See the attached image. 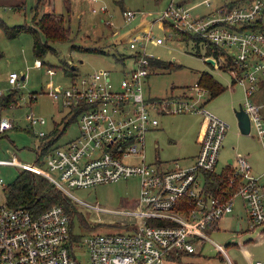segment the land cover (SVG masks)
<instances>
[{
  "label": "built area",
  "instance_id": "1",
  "mask_svg": "<svg viewBox=\"0 0 264 264\" xmlns=\"http://www.w3.org/2000/svg\"><path fill=\"white\" fill-rule=\"evenodd\" d=\"M263 8L262 0H249L232 7L218 5L210 12L194 15L190 8L170 1L152 21H142L124 35L125 49L131 53L114 59L120 64L119 80H113L112 71L100 69L79 77L65 72L69 82L56 86L48 83L47 96L67 108L69 117L76 120L78 135L60 146L57 141L64 129L39 131L35 135L39 143L37 163L6 159L0 160V166L42 176L76 211L83 206L97 219L110 215L124 223L115 225L114 231L81 235L73 231L76 214L62 205L55 204L33 215L24 207L2 204L0 264H81L76 258L81 249L88 254L87 264H168L169 258L199 254V246L202 248L205 242L224 262L234 264L226 252L228 243L216 242L210 232H219L220 222L234 210L246 215V231L257 227L264 232V171L253 175L248 158L237 153L231 158L227 186L216 191L209 189L210 174H219L224 168L217 166L229 126L203 107L208 91L197 82L189 87V92L182 89L181 95L150 97L146 83L159 68L152 66L157 58L148 54L147 49L148 45L163 43L162 38L153 35L157 24L160 29L172 30L180 42L192 45L201 60H212L215 70L228 73L231 86L239 85L244 93L240 105L250 121L248 136L255 137L264 152L261 106L252 100L257 84L264 81V29L256 26L261 23ZM91 12L104 14L107 10L92 6ZM121 16L123 22L130 23L137 15L124 10ZM171 36L172 33L167 37ZM42 64L38 59L33 63L38 69ZM46 74L53 76L56 71L47 67ZM23 79L10 73L6 80L13 91L23 87ZM189 112L205 122L196 155L187 161L176 158L148 162L145 135L158 128L157 117ZM26 121L31 129L46 124L43 118L32 114L26 115ZM12 128L10 120L0 118V134ZM131 177L138 180L139 187L132 208L107 209L81 201L72 193L74 188ZM241 231L237 222L233 235ZM252 264L264 262L256 260Z\"/></svg>",
  "mask_w": 264,
  "mask_h": 264
},
{
  "label": "rangeland",
  "instance_id": "2",
  "mask_svg": "<svg viewBox=\"0 0 264 264\" xmlns=\"http://www.w3.org/2000/svg\"><path fill=\"white\" fill-rule=\"evenodd\" d=\"M170 1L190 8L194 15L210 12L218 5L233 6L245 4L249 0H25L23 7L12 10V7L1 0L0 19L8 26L27 25L32 26L31 12L37 8V13L47 12L49 4L55 13H64V24L69 28L68 41L49 43L53 51L48 50L41 58L33 54L32 36L28 33H20L15 39H8L0 28V93L2 95L11 91L7 76L10 73L24 76L23 87L18 90L16 102L10 104L8 109L1 111V118L10 120L13 128L6 131L0 138V160L14 159L18 162L33 165L37 163L36 133L49 132L56 127L63 129L64 121H68L69 111L62 108L50 96H47V85H61L70 81L65 74V69L74 68V74L81 75L94 73L96 70L112 71L114 81L119 80L117 70L119 62L114 59L119 55H128L126 50V36L142 21L150 22L157 12L164 10ZM209 2V5L206 2ZM264 3V0H262ZM51 2V3H49ZM92 6L106 8L107 13H92ZM131 10L136 17L130 23L123 22L121 12ZM67 11V12H66ZM261 16V24L264 26V8ZM110 22L111 25L108 23ZM168 38V34H171ZM153 35L163 39L160 45H148L147 53L155 59L174 62L179 68L172 70L161 69L151 74L146 83V93L150 97H166L181 95L183 90L193 86L201 73H208L214 80L224 87V91L217 97L205 102L209 95L205 94L203 101L205 109L210 111L220 121L225 122L229 128L220 149L217 168L222 167L228 158H233L237 153L241 155L251 154L254 164L263 170L264 152L259 141L251 136L241 135L234 117V109L244 102V93L237 84L230 89V75L222 70H215L211 64L201 60L195 54V48L187 43L179 41L172 30L167 27L160 29L157 24L153 27ZM42 41L43 36L40 38ZM116 41H119L117 45ZM97 49L88 52L85 49ZM40 60L42 68H35L34 60ZM47 67L56 71L53 76L46 74ZM170 90L173 92H170ZM191 91V90H190ZM194 92V91H191ZM176 93V94H175ZM185 93V92H184ZM19 95V98H18ZM172 95V96H173ZM34 100L30 102V97ZM11 107H13L11 109ZM32 114L43 118L46 124L42 127H28L26 115ZM264 117V111H260ZM201 117L194 113L159 115V127L156 131L145 135L144 152L148 162L173 161L176 158L189 157L195 151V129ZM253 132V131H252ZM79 133L76 120L69 121L63 135L58 139V145L74 139ZM252 135V134H251ZM158 145L155 148V145ZM182 164L185 161L182 160ZM251 163V161H249ZM253 168L255 166L253 165ZM45 170V168H44ZM20 169L13 166H0V178L3 186L0 187V205L4 204L3 187L11 183ZM138 180L134 177L128 180L97 186L72 189L73 195L79 200L91 204H99L107 209L132 208L134 200L138 196ZM77 215L73 218V231L81 235L89 232L114 231L115 225L124 223L116 216L96 215L85 207H79ZM240 222L242 231L233 235L235 224ZM83 228V230H79ZM220 231L210 232L216 242H226V252L234 264H252L256 260L264 262V232L260 228L246 231L247 220L244 212L234 210L226 215L219 224ZM200 253L193 255H180L175 260L169 258L168 264H227L208 243L200 248ZM88 254L86 250L76 252V258L81 264H87Z\"/></svg>",
  "mask_w": 264,
  "mask_h": 264
},
{
  "label": "trees",
  "instance_id": "3",
  "mask_svg": "<svg viewBox=\"0 0 264 264\" xmlns=\"http://www.w3.org/2000/svg\"><path fill=\"white\" fill-rule=\"evenodd\" d=\"M227 7H232L227 6ZM37 8H35L32 16L33 25H15L14 27L4 26L2 28L3 33L8 39H15L20 33H28L32 36V49L33 54L37 58L44 56L48 50L53 51L49 43L68 41V35L70 34L69 28L64 24L65 14H56L54 12H45L44 14H38ZM67 12V11H66ZM259 28L264 29V26L258 22L256 25ZM43 36V41L40 39ZM186 39V37H185ZM88 52L98 51L97 49H85ZM1 55V54H0ZM152 66L159 69L172 70L179 68L174 62H165L161 60H154ZM73 69H65V72L71 74ZM72 75V74H71ZM197 83L208 91V99H213L220 95L224 91V87L219 84L208 73L204 72L198 75ZM18 90H13L5 95L0 96V118L2 109L9 107L10 104L15 103L17 99ZM19 98V95H18ZM34 100L30 98V102ZM207 102V100L205 101ZM205 104V103H204ZM74 118H70L68 121H64L63 129L69 121ZM57 131V129H55ZM5 132L0 134V138L4 136ZM51 143V141H49ZM49 145V144H48ZM36 152V150H35ZM231 166H225L219 174H210L209 189L216 191L226 187L227 180L231 172ZM4 204L11 208L24 207L28 209L33 215H36L42 211H45L51 206L57 204L62 205L66 211L74 212L77 215V211L69 200L66 199L62 193L55 189V187L49 183L45 178L38 174H32L26 170H20L17 177L9 184L3 187ZM72 214V213H70Z\"/></svg>",
  "mask_w": 264,
  "mask_h": 264
},
{
  "label": "crops",
  "instance_id": "4",
  "mask_svg": "<svg viewBox=\"0 0 264 264\" xmlns=\"http://www.w3.org/2000/svg\"><path fill=\"white\" fill-rule=\"evenodd\" d=\"M3 1H6L5 4L9 5L12 7V10L14 11V9H19L20 7H23L24 4L26 3L25 0H3ZM49 1V0H47ZM51 3V2H49ZM0 4L1 3V0H0ZM95 7V6H94ZM47 12H54L52 6L49 4L48 6V9H47ZM45 12L41 13V14H44ZM55 13V12H54ZM93 13V12H92ZM34 14V12H33ZM32 12H31V18L33 16ZM39 14V13H38ZM57 14V13H56ZM58 14H61V13H58ZM64 14V13H62ZM40 15V14H39ZM33 19V18H32ZM33 21V20H32ZM4 26H7V27H12V26H8L2 19H0V28L2 29ZM14 27V26H13ZM1 54V52H0ZM172 63V62H171ZM161 70V69H159ZM230 89H232L233 85L231 86V84L229 85ZM183 87H180L179 90H182ZM170 92H172L170 90ZM173 93V92H172ZM174 94V93H173ZM173 94H171L170 96H172ZM176 94V93H175ZM210 99H207V101H209ZM252 100L259 106H261V109L260 111H264V81H261L257 84L256 86V89H255V92L254 94L252 95ZM263 121H264V117H263ZM159 127V126H158ZM204 127H205V122H203V119H201V121L199 122V124L197 125L196 129H195V138H196V141H195V151L189 156V157H182L180 159H185L186 161L187 160H191L195 155L196 153L198 152V149H199V141L201 140V136H202V133L204 132ZM158 130V128L156 129ZM154 130V131H156ZM252 137V136H251ZM254 139H256L255 137H252ZM257 140V139H256ZM258 141V140H257ZM156 146V145H155ZM262 149V148H261ZM249 161H251L250 165H251V168H252V174L254 175H258V174H261L263 171H264V164H263V170L261 169L260 170V167L257 165V164H254L253 160H252V155L251 154H246L245 155ZM264 163V161H263ZM231 164V158H228L226 162H224V164L222 165V167H225L227 165H230ZM253 165L255 166V168H253ZM135 201V200H134ZM134 203V202H133ZM135 204V203H134ZM194 254V253H193ZM192 254V255H193ZM187 255V254H186ZM180 257V256H179Z\"/></svg>",
  "mask_w": 264,
  "mask_h": 264
},
{
  "label": "water",
  "instance_id": "5",
  "mask_svg": "<svg viewBox=\"0 0 264 264\" xmlns=\"http://www.w3.org/2000/svg\"><path fill=\"white\" fill-rule=\"evenodd\" d=\"M206 63L213 64L212 60L207 59ZM23 79V76H21ZM234 117L237 121V128L241 135L248 136L250 131V121L248 120L247 115L244 113L242 106L239 104L238 108L234 109Z\"/></svg>",
  "mask_w": 264,
  "mask_h": 264
},
{
  "label": "flooded vegetation",
  "instance_id": "6",
  "mask_svg": "<svg viewBox=\"0 0 264 264\" xmlns=\"http://www.w3.org/2000/svg\"><path fill=\"white\" fill-rule=\"evenodd\" d=\"M157 147H158V145L156 144L155 148H157Z\"/></svg>",
  "mask_w": 264,
  "mask_h": 264
}]
</instances>
